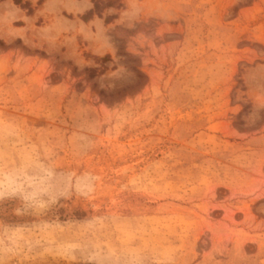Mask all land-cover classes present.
<instances>
[{
    "label": "rangeland",
    "instance_id": "1",
    "mask_svg": "<svg viewBox=\"0 0 264 264\" xmlns=\"http://www.w3.org/2000/svg\"><path fill=\"white\" fill-rule=\"evenodd\" d=\"M99 1L0 0V264H264V0Z\"/></svg>",
    "mask_w": 264,
    "mask_h": 264
},
{
    "label": "trees",
    "instance_id": "2",
    "mask_svg": "<svg viewBox=\"0 0 264 264\" xmlns=\"http://www.w3.org/2000/svg\"><path fill=\"white\" fill-rule=\"evenodd\" d=\"M14 1V3L16 4V5H19V6H27L28 4H25V5H23V0H13ZM93 1V3H94V9L95 10H99V8H100V6H101V1H99V0H92ZM107 6L108 7H111L112 6V3L111 2H108L107 3ZM92 12V11H91Z\"/></svg>",
    "mask_w": 264,
    "mask_h": 264
},
{
    "label": "crops",
    "instance_id": "3",
    "mask_svg": "<svg viewBox=\"0 0 264 264\" xmlns=\"http://www.w3.org/2000/svg\"><path fill=\"white\" fill-rule=\"evenodd\" d=\"M91 6H92V4H91V2H90V6L88 5V9H90V8H91Z\"/></svg>",
    "mask_w": 264,
    "mask_h": 264
}]
</instances>
